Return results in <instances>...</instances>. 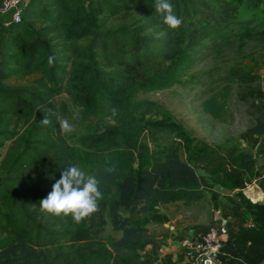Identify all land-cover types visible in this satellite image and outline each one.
<instances>
[{
  "label": "trees",
  "instance_id": "obj_1",
  "mask_svg": "<svg viewBox=\"0 0 264 264\" xmlns=\"http://www.w3.org/2000/svg\"><path fill=\"white\" fill-rule=\"evenodd\" d=\"M170 3L182 18L174 30L161 23L155 0H30L21 22L4 34L0 150L9 147L0 160V264H153L156 242L147 224L168 221L159 211L163 205L201 200L203 192L196 189L207 186V174L232 192L227 202L253 224L227 235L217 264H264V202L252 203L242 193L254 174L255 156L264 161V144L255 156L236 148L220 153L167 116L159 124L146 120L157 104L137 99L140 93L178 85L197 48H231L237 28L246 39L264 37V19H238L240 0ZM132 11L145 15L131 26L98 29L100 16ZM56 39L66 48L56 49ZM50 55L55 57L51 66ZM31 76L37 77L30 85L8 83ZM63 87L82 107L84 119L101 120L93 133L72 144L55 117L48 126L40 122L47 108L57 112L55 99ZM247 91L242 99L253 100L257 114L248 132L260 137L264 90ZM204 109L217 117L221 106L213 98ZM153 129L173 132L183 143L185 160L176 149L153 150L143 140ZM72 165L96 175L103 194L99 210L79 224L39 210L61 172ZM108 223L118 239L102 237Z\"/></svg>",
  "mask_w": 264,
  "mask_h": 264
},
{
  "label": "rangeland",
  "instance_id": "obj_2",
  "mask_svg": "<svg viewBox=\"0 0 264 264\" xmlns=\"http://www.w3.org/2000/svg\"><path fill=\"white\" fill-rule=\"evenodd\" d=\"M255 2L258 3L257 7L254 5ZM144 15L145 11L120 13L114 17L102 15L99 17L98 29L107 30L131 26ZM237 16L238 19L251 17L264 19V1L240 0ZM259 35L246 39L244 31L237 28L233 33L234 42L231 48L221 51L197 48L192 55L190 67L184 70L178 85L166 90L138 95V100L157 104V109L146 115L145 119L159 124L167 116L172 122L179 125L188 136L205 143L209 148L216 149L220 153L236 148L255 156L254 148L258 143V138L250 135L248 129L254 126L257 114L251 108L253 100L242 99L241 94H246L249 88L257 86L264 90V37L261 35L259 37ZM2 36L3 34H0V38ZM73 43L82 46L85 42L75 41ZM53 44L59 50L65 49L67 46L62 39H56ZM243 72L247 74V77L243 76ZM36 77L31 76L23 81L11 80L8 83L30 85ZM226 91L228 95L224 98ZM213 98L221 106L217 117L204 109V103ZM55 101L58 116L68 119L74 126L75 130L72 133L62 134L69 143L72 144L78 138L93 133L101 124V120L97 118H83L82 107L74 103L72 94L67 87L62 88ZM143 140L153 150L172 148L177 150L181 160L184 161L186 158L183 143L171 131L153 129L144 134ZM8 147L9 143L0 150V160ZM255 159V172L252 177L246 179L245 184L252 185L254 181V184L264 192V161L259 156H255ZM199 172L204 174L201 170ZM215 178V176L207 174V186L196 189L203 192L201 200L173 202L161 206L159 211L168 218V221L163 224H147L151 237H156L159 242L158 237H160L162 227H167L169 230L174 226H180L182 231L180 234L185 236L184 232H190V230L193 233L201 232L210 226L213 217L212 211H218L222 207L220 201L223 196H220V193L228 194L226 191L217 192V188L220 186L215 183ZM255 190L258 191L257 188ZM229 209L230 213L232 212L231 217L237 222H245L237 209ZM102 237L118 239L120 234L114 232L108 223ZM187 239L186 241H188ZM150 249L151 247L148 248V250ZM181 249L184 251L180 264H183L186 245L181 246Z\"/></svg>",
  "mask_w": 264,
  "mask_h": 264
},
{
  "label": "clouds",
  "instance_id": "obj_3",
  "mask_svg": "<svg viewBox=\"0 0 264 264\" xmlns=\"http://www.w3.org/2000/svg\"><path fill=\"white\" fill-rule=\"evenodd\" d=\"M154 8L166 28L174 30L181 26L182 18L174 13L170 0H155ZM54 62L55 57L50 55L48 64L51 66ZM43 117L40 122L44 126H48L55 117L62 134L67 135L75 130L68 119L60 118L51 108L45 110ZM106 171H114V168H108ZM102 199L100 180L97 176L86 175L80 168L72 165L61 172L51 191L39 202V210L56 217H71L74 223L79 224L99 210V201Z\"/></svg>",
  "mask_w": 264,
  "mask_h": 264
},
{
  "label": "crops",
  "instance_id": "obj_4",
  "mask_svg": "<svg viewBox=\"0 0 264 264\" xmlns=\"http://www.w3.org/2000/svg\"><path fill=\"white\" fill-rule=\"evenodd\" d=\"M7 31L0 27V34H3V36L0 38V41H2ZM252 135V134H250ZM255 137L254 135H252ZM258 138V143L255 146L254 153H256L257 148L259 145L264 144V135ZM257 141V139H255ZM255 172V170H254ZM256 182V181H255ZM219 186V185H218ZM215 187V186H214ZM257 188L258 191L255 190ZM218 193L222 191H226L228 194H225L224 192L220 193V196H223L222 201L220 203L222 204V207L218 211H212L215 212L216 216L218 217V221L216 222V226L220 230V238L223 240L226 239L227 235L232 232L238 231L240 228H248L250 227L251 219H245L242 213L239 211L240 215L243 217L245 222H237L236 219L231 217L232 212L230 213L229 208H234L231 204H229L226 200L227 196H231L232 192H229L222 187L217 188ZM243 195L248 199L252 200L253 202H256L260 200L261 198L264 199V192L256 185L254 184V181L252 182V185L248 188L242 189ZM264 201V200H263ZM160 237L158 239L160 240L158 242L156 237H152L153 240L156 241V254H155V261L153 264H180V260L183 258V249H181V246L183 247L186 245L187 241L186 239L189 238L193 231L190 230V232H184L183 234L185 236H182L180 233H182L180 226H174L170 228L169 230L166 228H161ZM167 229V230H166ZM188 240V239H187ZM217 264V263H212Z\"/></svg>",
  "mask_w": 264,
  "mask_h": 264
},
{
  "label": "built area",
  "instance_id": "obj_5",
  "mask_svg": "<svg viewBox=\"0 0 264 264\" xmlns=\"http://www.w3.org/2000/svg\"><path fill=\"white\" fill-rule=\"evenodd\" d=\"M30 0H0V27L6 31L22 20V14ZM250 184H245L248 188ZM264 199L252 203H263ZM218 217L213 212L212 224L201 232H194L186 243L183 264L217 263V254L222 245L220 230L216 226ZM253 224H250V227Z\"/></svg>",
  "mask_w": 264,
  "mask_h": 264
}]
</instances>
